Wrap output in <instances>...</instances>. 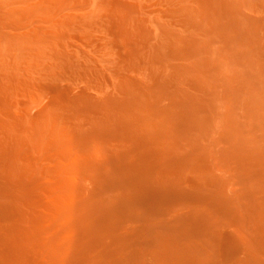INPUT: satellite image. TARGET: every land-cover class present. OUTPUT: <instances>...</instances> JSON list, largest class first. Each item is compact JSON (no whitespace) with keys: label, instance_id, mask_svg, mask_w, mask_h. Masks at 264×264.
I'll use <instances>...</instances> for the list:
<instances>
[{"label":"bare ground","instance_id":"1","mask_svg":"<svg viewBox=\"0 0 264 264\" xmlns=\"http://www.w3.org/2000/svg\"><path fill=\"white\" fill-rule=\"evenodd\" d=\"M0 102V264H264V0H0Z\"/></svg>","mask_w":264,"mask_h":264},{"label":"rangeland","instance_id":"2","mask_svg":"<svg viewBox=\"0 0 264 264\" xmlns=\"http://www.w3.org/2000/svg\"><path fill=\"white\" fill-rule=\"evenodd\" d=\"M106 30H107V28H106ZM107 31H109V30H107ZM110 31H111V29H110ZM110 31H109V33H110ZM110 34H112V33H110ZM113 35H114V32H113ZM78 40L81 43L83 41L85 42V40L77 39V41ZM83 45H85L84 48H86V46H88V43L85 42ZM91 47L89 46L87 48L90 49ZM131 73H132L131 75L133 76L134 75L133 72H131ZM44 93H46V95H48V97H51L50 95L53 94V93H51V91L50 92H47L46 91ZM1 105H4V104L1 103ZM17 105H18V103L15 104V105H14V103H10V104H8L6 106H8L7 108H9L16 115V114H18V110H17L18 106ZM30 153L31 154L33 153L34 154V155L32 154L33 157H31V158H34L35 157L34 160L38 161L37 158H40L41 162L39 160V162H36V163H40L39 165L42 166L43 168H45V171L47 172V174H46L47 176L46 177H47V180L49 181V184L51 183L50 185H54L56 182H58L59 178H61V175L57 172L58 171L57 170V165H56V161L54 160V158H52V160H51L50 157L47 158V160H46V158L45 159H41V157H39L40 155L37 152L31 151ZM30 153H29V155L31 156ZM30 156L28 157V159L30 158ZM1 164H0V168H2L4 170V168L6 166H3ZM202 164L205 165L204 162H202ZM203 167H200V170L199 171L206 172V167H204V168ZM217 172H218V174L221 173L220 170H218ZM0 175H1L0 176V183H1L2 180H3V177L5 176V174H4V176H2L3 175V172H1V170H0ZM1 178H2V180H1ZM72 178L75 180V182L77 184L82 185L83 187H85V189H88V190L89 189H92L95 186V183H96L95 182V179H94V177H93L92 174L74 173L73 176H72ZM4 179H5V177H4ZM190 182L191 183H189V180H188L187 183L184 184V186H187L190 189V187L192 185V181H190ZM2 185L3 184H0V187ZM50 187H49V191L47 190L48 188L45 187L47 191L45 190V188H43L45 190V192L43 191V189H41L40 191L41 192L43 191L42 192L43 195H40V194H42L40 192L39 193V196L42 197V198H44V197L47 198L52 193V190H55V189L50 188ZM203 190L204 191L201 192V195H199L201 200H202V198H205V199H203V203L201 202L200 199H198V200H195L194 199L193 200L192 198L189 199L190 197H187L186 198L188 200H186V199L179 200V201H177L175 203V205H174L175 207L173 208L174 209L173 212H171V213L168 214V218H171L172 219L173 217H175V214L181 215V214L187 213V212L188 213L189 212H198L200 214L213 215L217 219H219V217H220V210H219V208L216 207L215 205L211 204V202L210 201H207V199H209L212 195H215L216 193H218V191H221V186L218 188L216 184L210 182V184H208V187L207 188H204ZM48 192H50V193H48ZM187 192H189V191H187ZM44 193L45 194L48 193V194L47 195H44ZM191 200H192V202H191ZM193 201H195V203ZM198 202H199V204H198ZM200 202L202 204H200ZM164 207L165 206H163V208ZM41 210L43 212L44 211H49V209H46L45 207H42ZM3 222L4 223L3 224H0V225L9 226L8 225L9 222L12 223L11 221H9V222L8 221H3ZM175 223H177V222L175 221ZM177 225H178V229H179V233L178 234L181 237V241H183L185 243H191L193 245H200L201 248H195V249H197L194 252V255L195 256H197L199 258H204V259H210V258L219 259V257H220V238H219V235H217V236L214 235L213 236V235L209 234L208 232L197 233L196 232L195 223L193 221H181V222L178 221ZM218 233H219V230L217 229V234ZM164 243L166 245H168L169 244V241H166L165 240ZM165 244H164V246H165ZM3 249H4V246L2 244H0V250L2 251V253L0 252V260H2L3 257L5 256L4 255V251L6 250V248H5V250H3ZM40 262H42V261H40ZM24 263H26V264H34L33 263V260H31V259L28 260V261L24 259ZM41 264H44V263L42 262ZM149 264H165V263L162 262V261H160V260H158V259H152L151 258Z\"/></svg>","mask_w":264,"mask_h":264}]
</instances>
